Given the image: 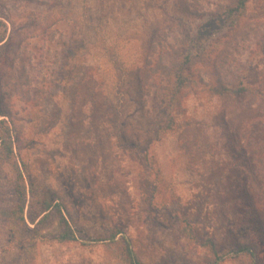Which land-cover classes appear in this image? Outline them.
Here are the masks:
<instances>
[{
    "label": "rangeland",
    "instance_id": "374dc122",
    "mask_svg": "<svg viewBox=\"0 0 264 264\" xmlns=\"http://www.w3.org/2000/svg\"><path fill=\"white\" fill-rule=\"evenodd\" d=\"M234 1L0 0L26 184L20 212L0 153V264H132L124 237L142 264H264V0L212 13ZM42 197L77 241L31 221Z\"/></svg>",
    "mask_w": 264,
    "mask_h": 264
},
{
    "label": "trees",
    "instance_id": "16d2710c",
    "mask_svg": "<svg viewBox=\"0 0 264 264\" xmlns=\"http://www.w3.org/2000/svg\"><path fill=\"white\" fill-rule=\"evenodd\" d=\"M248 1L249 0H235L234 1L235 3L233 6L229 5L223 11L217 10L216 12H212V13L214 15H218V16L226 15L227 18L232 19V18H234V16L236 14H238L240 11H242L245 8L246 3ZM3 41H4V37L0 36V43ZM141 73H143V71H141ZM182 80H180L176 84L173 95H174L175 91H176V93L179 92L180 88L183 85ZM213 89L217 90L219 93H221L223 95L227 94V93L230 94L231 91H233V93L236 95H238L240 93L239 90H230L229 89V90L220 91L218 87L217 88L214 87ZM245 91H247V88L244 87L242 89V92H245ZM247 106H250V104H247ZM0 116L5 117V118L0 119V127L2 130L0 133V153L4 155L5 159L11 160L13 162V164L15 165L16 179H15V183H14V189H15V193H16L18 199L20 200V203H18L20 205V212H23L24 211V204H25L24 195L26 194V184H25V181L23 179V174H22V172L18 166L17 155H16L15 149H14L13 135L11 133L12 129H11V126H9V124H8L9 122L7 121L11 118V113L8 110L0 109ZM6 117L8 119H6ZM260 117L261 116L259 115L258 120ZM262 168L264 170V161H262ZM29 190H30V193L32 194L31 196L35 197V189L33 187L32 182H31V186H30ZM261 198L263 199V197H261ZM263 201H264V199H263ZM38 203H39V211L37 213H34V210L30 209L31 221L33 223L36 222V224H38L42 219L43 220L46 219L48 217L50 211L55 209L61 215V219L66 226V228L60 233V235L57 237V239H59L60 241H77L79 239V234H78L77 230L75 228L71 227L70 224L68 223L67 219L64 217L63 208H62V205L59 203V201H57L56 199L50 198V197H42L38 200ZM40 215H43V217H41V219L37 221V217ZM25 226L28 227V225H26V224H25ZM27 229H28V231L32 230L29 227ZM115 238H116L115 234L111 236L112 240H114ZM95 240H99V239H95ZM124 241H125V253L128 256L130 262L132 264H142V262L137 258L136 254H135V252L131 246L130 241L125 237H124ZM230 252H235V253L247 252L252 257L255 256L254 249L252 247H249V246H243V247H240L238 249H231ZM216 264H217V262H216Z\"/></svg>",
    "mask_w": 264,
    "mask_h": 264
}]
</instances>
